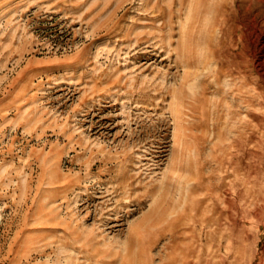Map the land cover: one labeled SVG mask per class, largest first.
I'll list each match as a JSON object with an SVG mask.
<instances>
[{
  "label": "rangeland",
  "instance_id": "obj_1",
  "mask_svg": "<svg viewBox=\"0 0 264 264\" xmlns=\"http://www.w3.org/2000/svg\"><path fill=\"white\" fill-rule=\"evenodd\" d=\"M256 28L260 0H0V264H264Z\"/></svg>",
  "mask_w": 264,
  "mask_h": 264
},
{
  "label": "bare ground",
  "instance_id": "obj_2",
  "mask_svg": "<svg viewBox=\"0 0 264 264\" xmlns=\"http://www.w3.org/2000/svg\"><path fill=\"white\" fill-rule=\"evenodd\" d=\"M255 0H250V4H252ZM260 1H264V0H260ZM256 26V25H255ZM245 29V28H244ZM237 30V29H236ZM262 34H264V31L262 32H259L256 29H253V30H249L248 31V39H251L252 42H255V37L253 38V36H256L257 38H259ZM260 40V39H259ZM250 41V42H251ZM258 42V41H257ZM249 45V44H248Z\"/></svg>",
  "mask_w": 264,
  "mask_h": 264
}]
</instances>
